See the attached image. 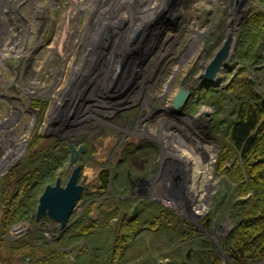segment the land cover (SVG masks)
I'll use <instances>...</instances> for the list:
<instances>
[{
	"label": "rangeland",
	"instance_id": "1",
	"mask_svg": "<svg viewBox=\"0 0 264 264\" xmlns=\"http://www.w3.org/2000/svg\"><path fill=\"white\" fill-rule=\"evenodd\" d=\"M12 4L20 37L16 41L15 30L10 39L16 41L17 51L27 54L0 63L8 94H0V179L31 150L59 138L68 149L69 144L84 146L75 162L83 192L63 229L48 217L36 221L37 204L34 212L3 233L0 223V264H34L52 250L58 251L53 264L179 260L197 264L187 253L197 251L201 240L212 244L221 264H233L223 242L239 218L238 203L252 201L253 195H240L238 183L215 171L223 144L215 124L227 113L223 102L212 103L200 95L204 87L226 90L242 67L246 21L256 12L264 13V1H243L218 86L200 85L198 75L227 35L233 0H12ZM2 25L0 36L6 40ZM24 38L30 51L21 44ZM261 38L254 47L261 58L246 68L258 91H264V33ZM181 80L191 94L178 112L170 106ZM36 137L45 141L32 145ZM210 143L213 157L206 164L212 175L199 187L198 159L205 157L200 154ZM124 156L130 158L118 169L115 193L113 169ZM68 161L69 152L44 187L57 177L66 182L71 172ZM104 169L110 176L106 189L97 181ZM216 183L218 192L212 198ZM44 187L36 193L37 200ZM111 200L119 216L109 227L87 238L69 237L74 225L86 219L88 207H93L90 216L95 219L100 203ZM152 202L194 227L195 235L181 238L166 230L143 229L128 239L126 259L112 260L120 216L134 215L141 204ZM19 225L27 227L13 235L12 229ZM20 240L27 242V248L14 250L12 244Z\"/></svg>",
	"mask_w": 264,
	"mask_h": 264
},
{
	"label": "trees",
	"instance_id": "2",
	"mask_svg": "<svg viewBox=\"0 0 264 264\" xmlns=\"http://www.w3.org/2000/svg\"><path fill=\"white\" fill-rule=\"evenodd\" d=\"M246 26L247 44L243 49L242 67L233 76L226 90L204 87L202 89L204 92L200 95L201 98L212 100V103L223 102L222 109L227 113L225 119L215 124L223 138V144L215 162V171L219 174H226L232 181L238 183L237 191L240 195L248 193L253 195L252 201L244 200L238 203L240 204L239 218L234 230L223 242L225 253L233 264L264 263V91H258L246 73V68L251 66L253 61L261 58L254 47L262 42L264 13L256 12L250 15ZM39 141H45V139L36 137L32 145ZM141 145L137 146L132 153L135 154L142 147ZM212 151L214 148L210 143V148L205 149L204 154H200L205 157L198 159L202 163L199 187L212 175V171L206 164V160L213 157ZM68 152L69 149L65 146L64 140L56 138L48 146L46 144V146L31 150L25 160L13 165L1 177L0 210L2 216L0 223L2 233L12 223L25 219L29 212H34L37 204L36 193L53 179L56 169L66 160ZM129 158L125 156L120 158L118 167L113 169L112 184L115 193L119 192L115 183V178L121 175L118 169L124 166ZM97 181L101 188L106 189L110 181L109 171L102 170ZM124 189L128 190L129 187L126 185ZM203 200L204 197L201 195L198 204L203 203ZM92 209V206L88 207L86 219L83 218L82 222L74 225L69 236L71 239L87 238L91 233L109 227L114 218L119 216V208L112 200L100 203L95 219L90 216ZM143 229L166 230L173 237L181 235V238L195 235L197 231L189 224L180 221L161 204L143 203L136 214L123 213L120 216V231L116 235L112 260L123 262L126 259L125 250L129 246L128 239L133 238ZM21 241L24 240L15 242L12 248L14 250L26 249L27 242ZM211 245L207 240H201L200 248L195 252L189 250L187 257L195 260L197 264H221L219 255L211 249ZM57 255L58 251L52 250L50 254L39 257L33 262L34 264H53ZM28 257L31 259L30 256ZM175 264H185V262L179 260Z\"/></svg>",
	"mask_w": 264,
	"mask_h": 264
},
{
	"label": "water",
	"instance_id": "3",
	"mask_svg": "<svg viewBox=\"0 0 264 264\" xmlns=\"http://www.w3.org/2000/svg\"><path fill=\"white\" fill-rule=\"evenodd\" d=\"M243 1L233 0V8L238 10ZM230 49L231 35H226L218 50L207 63L204 71L198 75V79L204 85L211 86L216 80L222 67L225 65ZM190 94L189 89L184 88V81L181 80L180 87L172 100V108L180 112ZM83 147V145H80L76 148L74 144H69V161L67 167L71 168L70 175L64 184L61 183V178L57 177L53 184H47L44 187L37 200L35 210L36 221L41 217H48L58 223L59 228L63 229L65 227L67 220L75 208L76 202L83 192V186L78 182L80 166L75 165Z\"/></svg>",
	"mask_w": 264,
	"mask_h": 264
},
{
	"label": "built area",
	"instance_id": "4",
	"mask_svg": "<svg viewBox=\"0 0 264 264\" xmlns=\"http://www.w3.org/2000/svg\"><path fill=\"white\" fill-rule=\"evenodd\" d=\"M15 10L16 9L14 8V6L12 4V0H0V25L3 24L2 29H4V32L7 33V35L5 37L6 40H4V38L0 36V44H1V46H0V63H2L3 61H6L7 58L17 59V58H19L20 55L24 56L25 54H27V52H24V54H21L22 51H17L16 41L20 37V32H19V27L17 26L19 24L16 23V19H15ZM27 10L29 11V9H27ZM23 14H24V12L22 11V15ZM5 24H6V26H5ZM38 29H36V30H38ZM15 30L18 33V37H17L15 42H12V40L10 39V35ZM1 33L2 32L0 30V34ZM23 40H26V38L22 39V41ZM21 44L24 46V49L26 48L27 51H30V48L27 47V41H23ZM1 79H3V75L0 74V94H1V92H4L5 95H8L7 92L5 91V87L7 84L3 85L4 83L1 82ZM0 116H1V114H0ZM1 132H2V130L0 129V134H1ZM26 227L27 226L22 227V225L16 226L12 229V234L14 235L18 232H21V231L25 230Z\"/></svg>",
	"mask_w": 264,
	"mask_h": 264
},
{
	"label": "bare ground",
	"instance_id": "5",
	"mask_svg": "<svg viewBox=\"0 0 264 264\" xmlns=\"http://www.w3.org/2000/svg\"><path fill=\"white\" fill-rule=\"evenodd\" d=\"M251 4V3H250ZM246 8V6H244L242 9ZM240 13H241V7L238 9V10H235L233 8V11H232V14H231V18L229 19V22H228V28H227V35H231V42L233 41V32L235 30V27H236V24H237V21L239 20L240 18ZM190 32V31H189ZM231 47H232V44H231ZM231 54V49H230V52H229V55ZM228 55V58L227 60L229 59V56ZM226 60V61H227ZM153 63V62H152ZM226 63L225 65L222 67L221 71H224V69L226 68ZM222 78L223 76L222 75H218L216 80L211 84V85H214V86H218V85H221L222 84ZM200 81V85L203 84V82L198 79ZM172 107V106H170ZM217 188V183H216V186H215V192L213 193L212 195V198L215 196V193L218 192V189L216 190Z\"/></svg>",
	"mask_w": 264,
	"mask_h": 264
}]
</instances>
